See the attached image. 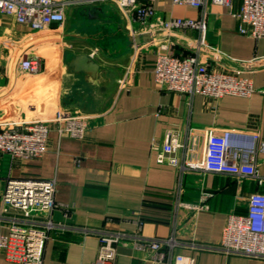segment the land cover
Wrapping results in <instances>:
<instances>
[{"label": "crops", "instance_id": "1", "mask_svg": "<svg viewBox=\"0 0 264 264\" xmlns=\"http://www.w3.org/2000/svg\"><path fill=\"white\" fill-rule=\"evenodd\" d=\"M62 27L34 31L0 11V130L2 123L52 117L56 109L88 118L84 137L62 134L49 121L46 152L25 160L0 152V206L9 177L56 179V206L27 219L20 210L0 211V234L15 224L51 218L43 264H95L99 236L123 232L117 255L105 264H150L144 238H174L175 254L196 264H264V258L226 254L216 249L231 214H245L254 192H264L251 177L189 170L158 161L169 135L177 137L192 161L202 165L209 130L258 131L264 139V38L242 34L240 21L225 5L209 4L205 39L211 48L191 46L199 29L166 35L160 21L200 20V9L158 0L152 23L144 26L109 0H73ZM242 0L233 1L239 10ZM146 35L140 43L129 37ZM174 55L203 52L208 66L251 80L250 95H189L161 89L155 67L161 43ZM82 53L96 71L71 65ZM39 57L42 72L21 68ZM81 67V66H79ZM264 176V155L257 156ZM187 205L203 206L201 210ZM206 206V207H204ZM0 264H19L5 258Z\"/></svg>", "mask_w": 264, "mask_h": 264}, {"label": "built area", "instance_id": "2", "mask_svg": "<svg viewBox=\"0 0 264 264\" xmlns=\"http://www.w3.org/2000/svg\"><path fill=\"white\" fill-rule=\"evenodd\" d=\"M93 1V0H89ZM125 10L134 21L144 26L155 17V3L158 0H109ZM174 5H190L200 9V20L175 17L160 21V29L166 35H173L182 28L199 29L200 39L188 40L191 46L200 44L206 52L210 45L205 39L206 18L209 4L225 5L233 17L240 21L242 34L255 39L264 38V0H242L239 10L233 9L234 0H172ZM73 0H0V11L11 15L34 31L51 27H62L67 21L66 8ZM21 68L30 74H39L43 69L42 59L27 57ZM155 78L161 89L183 94H203L212 97L224 95H250L254 91L251 80L237 75L218 72L207 64L203 52L190 55H174L170 43H161L155 67ZM54 121L60 125L62 134L82 138L88 130V118L69 110L56 109L52 117L13 120L2 123L0 130V152L25 160L41 157L47 149L49 126ZM184 148L177 137L169 135L166 144L158 153L162 164L180 168V179L189 170H202L218 174L251 177L264 185V176L258 168L257 156L264 155V139L258 131L238 133L226 129L221 133L209 130L202 165L189 159L188 151L179 155ZM56 179L12 178L6 180L0 211L9 208L21 211L27 219L38 214L51 213L58 206L56 202ZM201 210L203 206L187 205ZM206 207V206H204ZM54 223L47 218L30 225L15 224L6 235L0 234V251L5 258L19 264H43L46 242ZM123 232H106L99 236L100 247L97 262L105 264L117 255L116 244L122 242ZM179 243L174 238H144L138 242L147 249L150 264H196L193 256L175 254ZM226 254L264 258V192L250 196L245 214H231L224 227L223 236L216 247Z\"/></svg>", "mask_w": 264, "mask_h": 264}, {"label": "water", "instance_id": "3", "mask_svg": "<svg viewBox=\"0 0 264 264\" xmlns=\"http://www.w3.org/2000/svg\"><path fill=\"white\" fill-rule=\"evenodd\" d=\"M145 37L146 35H137L135 38L130 36L129 42L131 45H133L135 41L137 43H140L142 40H145ZM71 65L82 70L93 71V72L99 68L98 63L93 59V57H91L89 54L86 53L77 55L72 61Z\"/></svg>", "mask_w": 264, "mask_h": 264}]
</instances>
